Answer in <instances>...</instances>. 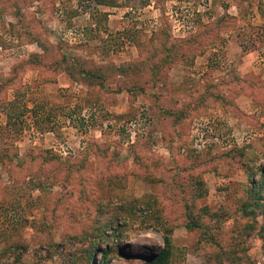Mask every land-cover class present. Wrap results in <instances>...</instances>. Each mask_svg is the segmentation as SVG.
Returning <instances> with one entry per match:
<instances>
[{"label": "rangeland", "instance_id": "1", "mask_svg": "<svg viewBox=\"0 0 264 264\" xmlns=\"http://www.w3.org/2000/svg\"><path fill=\"white\" fill-rule=\"evenodd\" d=\"M2 80L0 264H145L151 197L172 264H264V0H0Z\"/></svg>", "mask_w": 264, "mask_h": 264}, {"label": "trees", "instance_id": "2", "mask_svg": "<svg viewBox=\"0 0 264 264\" xmlns=\"http://www.w3.org/2000/svg\"><path fill=\"white\" fill-rule=\"evenodd\" d=\"M242 52L244 53V50L242 48ZM174 61V59L169 56V54H166L165 56V61L167 65L172 64V62ZM138 68L141 69V66H138ZM131 70H134L133 72L136 73V69L135 67L130 66ZM153 69V67H151V70ZM155 71V69H154ZM156 73V72H155ZM154 73V74H155ZM156 75L154 76V78H151L149 80V83H156V79H155ZM6 82H9V80H2V82L0 81V86L5 85ZM7 84V83H6ZM139 85V84H137ZM141 87V86H139ZM137 92L139 91V93H143L142 87L138 88V89H134ZM168 116L174 117V113L173 112H168L167 113ZM176 117V116H175ZM8 120L10 119L9 116L7 117ZM178 121V119H177ZM10 122V120H9ZM8 124V122H7ZM191 142H193L191 140ZM192 149H193V143H192ZM259 174L261 175V181L259 182H254L253 185H257V190H252L249 192V203H247V206L250 207V209H252V211L255 213L256 210L259 211V209H261V213L264 217V173H262V168L258 169ZM200 185L199 182L195 183V187L197 185ZM201 192L200 194H198V197H201ZM150 200L147 201V203H144V205L146 206V208L149 210L150 215H148V217L146 218V223L147 226L149 228L155 229L157 232H159L162 235V240H163V247L161 248V250H159L158 253H156L155 255H153L152 257H150L147 262L145 264H172V259L174 256V251H173V241H172V234H173V226L169 225L167 222V216H165L163 214V211L161 210L160 206L158 205V201L154 198L151 197L149 198ZM190 210V209H189ZM201 214L206 215L205 213L209 214V210L208 208H201ZM260 212V211H259ZM121 215L123 214L120 213ZM117 214H114L113 216H111L109 218V221L106 222L107 224H105V227L100 226L98 228H95V233L92 235L93 240L90 244V247L86 248L83 254H86V261L87 263L89 261H93V257H92V250L95 248V244L97 243L95 240H101L102 237L107 238V236L105 235V231L106 230H110L112 237L116 240L119 239L120 234L118 233V231L120 230V226L118 224V220L116 216ZM189 217H188V221L185 223V228L188 230H198L202 228L201 222L195 218L197 216H195V214L193 216L192 213L189 211ZM195 216V217H194ZM261 230H264V225L261 227ZM119 245L118 242H116L115 246L113 249H115L117 246ZM235 245H237L234 249H231L227 252L224 253H229L227 255H233L235 256L236 251H239V253H245V251L247 250V246H245L239 238L235 239ZM239 245H242L240 248H238ZM17 247L23 249L24 246L23 244H19ZM101 253V251H100ZM103 258H102V263H106L107 262V257H106V251L102 252ZM107 255H109L107 253ZM82 259V258H81ZM83 259H85V257L83 256Z\"/></svg>", "mask_w": 264, "mask_h": 264}]
</instances>
